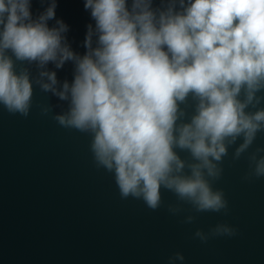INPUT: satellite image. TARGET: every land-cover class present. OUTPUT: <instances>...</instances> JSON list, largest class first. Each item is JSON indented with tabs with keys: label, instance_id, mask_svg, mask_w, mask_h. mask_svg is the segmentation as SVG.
I'll use <instances>...</instances> for the list:
<instances>
[{
	"label": "clouds",
	"instance_id": "obj_1",
	"mask_svg": "<svg viewBox=\"0 0 264 264\" xmlns=\"http://www.w3.org/2000/svg\"><path fill=\"white\" fill-rule=\"evenodd\" d=\"M39 3L47 7L33 17L32 0H0V106L9 114L29 116L33 85L65 102L59 113L39 105L40 114L86 134L94 166L112 174L120 198L152 211L164 206V190L176 198L166 205L172 216L184 204L228 215L213 184L233 146L231 160L247 161L242 180L264 178V147H253L264 133V0H84L94 26L83 55L56 19L57 0ZM68 62L71 82L48 68ZM237 234L217 223L192 236ZM184 259L176 252L168 264Z\"/></svg>",
	"mask_w": 264,
	"mask_h": 264
},
{
	"label": "water",
	"instance_id": "obj_2",
	"mask_svg": "<svg viewBox=\"0 0 264 264\" xmlns=\"http://www.w3.org/2000/svg\"><path fill=\"white\" fill-rule=\"evenodd\" d=\"M45 7L32 0L33 17ZM55 16L68 26L71 48L83 55L86 26H94L84 0H57ZM48 68L58 80L73 79L71 62ZM48 103L60 105L53 113L67 107L35 85L28 117L0 106V264H168L176 252L185 259L175 264H264V178L242 180L247 161L231 160L234 146L213 184L225 194L228 215L195 213L184 204V212L172 216L166 205L176 198L164 190V206L156 211L121 199L112 174L94 166L90 138L40 114L39 105ZM255 146L264 147V133ZM186 215L196 216L195 222L182 223ZM217 223L238 234L207 243L193 239L197 228L207 231Z\"/></svg>",
	"mask_w": 264,
	"mask_h": 264
}]
</instances>
